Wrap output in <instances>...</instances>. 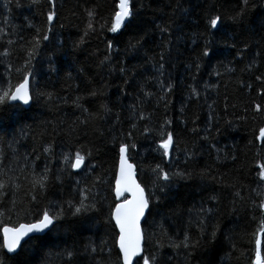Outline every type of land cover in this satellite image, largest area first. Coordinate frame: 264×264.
I'll return each mask as SVG.
<instances>
[{
  "label": "trees",
  "instance_id": "obj_1",
  "mask_svg": "<svg viewBox=\"0 0 264 264\" xmlns=\"http://www.w3.org/2000/svg\"><path fill=\"white\" fill-rule=\"evenodd\" d=\"M116 3L57 0L58 17L49 25L45 0H0V52L12 53L0 56V95L14 90L28 67L33 73L27 109L12 101L0 104V160L11 168L0 175L9 182L8 202L0 207V248L4 226L33 223L46 209L54 215L64 209L55 228L29 238L5 264H117L110 212L117 202L121 143L136 145L130 162L146 194L155 190L157 164L170 174H186L173 177L166 194L157 193L160 200L150 205L142 224L145 255L155 253L158 264H251L262 218L252 201L264 199V182L258 180L264 143L254 138L264 126V111L255 110L257 104L264 108V79H256L264 77V0H249L235 22L231 18L244 7L242 0H129L133 17L113 33L107 29ZM88 10L95 11L96 30L80 43ZM215 15L222 20L211 29ZM49 28L50 39L26 65L28 42L37 30L43 34ZM206 42L211 51L203 57ZM161 125L174 134L168 157L158 147ZM81 149L85 162L75 172L71 164ZM46 165L60 180L29 204L31 179ZM97 177L104 181L93 188L99 210L73 215L68 202L78 206L76 189L91 186Z\"/></svg>",
  "mask_w": 264,
  "mask_h": 264
},
{
  "label": "snow or ice",
  "instance_id": "obj_2",
  "mask_svg": "<svg viewBox=\"0 0 264 264\" xmlns=\"http://www.w3.org/2000/svg\"><path fill=\"white\" fill-rule=\"evenodd\" d=\"M40 0H32V3L36 4L39 3ZM46 4L49 6L47 14H46V21L47 24L51 25L54 20L58 17V9H57V0H45ZM244 5L243 8L239 12L236 13L231 19L235 21H239L245 15L247 6L249 4V0H242ZM19 6V5H17ZM255 5H253L254 7ZM115 12L112 17L111 26L107 29L110 32H117L122 25L125 24V21L130 20L133 17V11L130 8L129 0H118V3L115 5ZM87 15L89 17L87 31L83 33L81 36L80 43L84 42V37L89 34V31H95V27L93 24V18L95 16L94 10H88ZM222 17L219 15H215L210 19V28L211 29H218L221 23ZM105 27L104 24L100 25L101 30ZM3 29H0L2 32ZM51 31L49 28L43 34L37 30L36 35L32 37V40L28 43L31 44V48L27 50V56L29 59L25 60L26 65H30L31 60L35 59L37 54V49H39L42 41H48L50 39L48 32ZM160 31L162 33L167 32L168 28L161 27ZM23 39V37H21ZM14 41L9 40L8 44H13ZM140 41L138 40L136 44L131 45V47L135 48L139 45ZM233 47L235 45H232ZM108 48H112V44L109 42ZM23 49V46H21ZM210 47L208 42L205 43V48L201 53V56L207 57L210 54ZM12 53L9 51L8 48H5L4 51L0 52V56L2 57H9ZM110 59V57L106 56L105 60ZM164 60L163 54L160 56L161 63L159 64V71L164 69L165 65L162 62ZM103 63V61H102ZM197 69H199L200 65H196ZM231 71V69H228ZM20 71V69H17ZM125 70L121 68V72ZM31 67L26 69V74L22 77V80L15 86V89L12 90L11 88L4 91L3 95H0V104H5L8 101L16 102L22 101L24 104H28L30 101L29 96V78L32 75ZM219 74V73H217ZM257 80H262L264 77L257 76ZM127 83V81H125ZM159 86L161 88L165 87V82L160 81ZM172 85L170 83L167 84V89L171 90ZM143 90V89H141ZM95 95L96 93H92ZM145 96L151 95V93L145 92ZM197 90L195 88L192 89V95H197ZM163 99V97H161ZM11 106V105H9ZM79 107V105H77ZM256 112L264 111L261 105L257 104L255 107ZM87 112V109H84ZM91 115V114H89ZM139 119L143 120L144 117L141 115ZM81 123H87V119L81 121ZM171 121L165 120V124H169ZM135 127V126H133ZM144 131L146 133L150 132V129L145 127ZM173 132L164 131V125H161V137L162 139L159 142V149L163 150V156H169L170 146L173 144ZM128 137L132 138V133H128ZM256 140L261 141L264 143V126L260 127L258 130V134L254 137ZM135 144H127L121 143L119 146V160L117 165V171L115 173V197L116 203L114 208L110 212V220H114L115 228L118 229V233L116 235V247H118L119 251L117 253V264H133L134 258H137L135 264H140V259L143 260V264H158V257L155 253L151 254H144L145 251V240H146V233L143 232L141 228V220L146 219V211L150 212L152 205L155 202L160 200V194H166V192L171 187V181L173 177H180L185 178L184 173H168L166 172L159 164L156 165L154 169H152L153 173H155V179L153 180V189L149 190L146 194L145 187H141V184L137 182L136 179V165L130 162L129 152L131 148H135ZM45 152H49L48 148L44 149ZM81 150H77L75 154V162L71 164L73 169H80L81 166L85 162V155L81 154ZM87 156H91L92 153L89 151ZM7 159V157H5ZM26 159V157H25ZM39 159V156H37ZM235 159V157H233ZM64 160H69L67 155L64 156ZM0 164L3 167H0V175L7 176V172L4 171V168H10V164H6L4 160H0ZM93 169L96 167L95 165L91 166ZM258 167L260 171L258 173V180L264 182V162H261ZM59 181L60 176L53 177L51 175V169L46 165L43 169V174H36L31 179V191L28 193L29 200L28 203L32 204L37 202L38 198L44 194L51 183L53 181ZM163 181V183H161ZM104 181L101 177H97L91 184V186H87L84 188H77L76 191L80 197L78 201V206H74L71 201H69V207H74L73 215L86 213V212H94L98 211L97 205L100 203L98 194L93 192V188L97 187L98 184H102ZM77 185L80 184V181L76 182ZM15 188H19L18 184L13 185ZM9 188V182L0 179V207H4L5 204L8 202V195L9 193L6 191ZM253 191H256L253 189ZM236 196L243 199L241 193L237 191L235 193ZM259 195V193H257ZM87 202V203H86ZM13 208H16V201H11ZM253 206L258 209L261 220L259 222V228L257 230V236L255 239V254L251 260V264H264V255H262V250H264V199L260 200L258 203L253 200ZM13 208L8 209V211H12ZM64 213V209L61 208L59 213L53 214L50 209H46L43 211L42 216L35 220L33 223H19L18 226H4L2 228L3 234V245L0 248V264H5V258L11 259L12 257L8 254H17V250L21 248V241L24 240L25 237H29L31 233H43L45 230H51L56 227L57 221L62 219ZM215 236V233H213ZM189 237L186 235L184 237V241L182 242L183 247H189L187 241ZM179 246V245H176ZM161 247L160 244H157V248ZM6 249V252L3 250ZM95 251V248L92 249ZM67 255L69 257L72 256L71 252H68Z\"/></svg>",
  "mask_w": 264,
  "mask_h": 264
},
{
  "label": "water",
  "instance_id": "obj_3",
  "mask_svg": "<svg viewBox=\"0 0 264 264\" xmlns=\"http://www.w3.org/2000/svg\"><path fill=\"white\" fill-rule=\"evenodd\" d=\"M28 87H29V86H28ZM29 96H30V95H29ZM14 103H18V104H20L22 107H24V108H26V109L30 106V101H29L28 104H24L22 101H16V102H14ZM74 162H75V161H74ZM117 165H118V164H117ZM73 170H74V171H78L79 169H73ZM135 174H136V172H135ZM114 187H115V180H114ZM114 197H115V192H114ZM115 199H116V197H115ZM146 213H147V211H146ZM144 220H145V219L142 218V220H141V228H142V224H143ZM112 221H113V224H114V226H115V222H114V220H112ZM116 230H117V233H118V229H116ZM48 231H49V230H45V232H43V233H31V234H29V236H30V237L43 236V235H45ZM1 238H2V245H3V234H2V230H1ZM28 239H29V237H25L24 240L21 241V245H22L25 241H27ZM117 250L119 251L118 247H117ZM18 251H19V249L17 250V252H18ZM4 252H6V249H4ZM8 255H14V254H8ZM136 259H137V258H134V260H133V264L135 263Z\"/></svg>",
  "mask_w": 264,
  "mask_h": 264
}]
</instances>
